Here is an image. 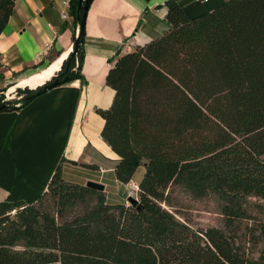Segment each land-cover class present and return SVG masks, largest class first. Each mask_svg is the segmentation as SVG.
<instances>
[{"label": "trees", "instance_id": "trees-1", "mask_svg": "<svg viewBox=\"0 0 264 264\" xmlns=\"http://www.w3.org/2000/svg\"><path fill=\"white\" fill-rule=\"evenodd\" d=\"M69 2L76 24L77 0ZM164 4L158 36L107 57L113 95L94 109L116 154L114 177L126 183L143 167L137 197L114 202L65 179L62 156L35 202L0 200V264H264V217L247 204L264 199V0H222L194 17ZM13 6L0 0V32ZM83 35L57 85L84 80ZM17 90L1 110L37 95ZM172 185L221 197L224 227L177 217L166 206Z\"/></svg>", "mask_w": 264, "mask_h": 264}, {"label": "crops", "instance_id": "crops-1", "mask_svg": "<svg viewBox=\"0 0 264 264\" xmlns=\"http://www.w3.org/2000/svg\"><path fill=\"white\" fill-rule=\"evenodd\" d=\"M63 1L14 0L0 32V82L67 56L75 23L70 13L61 16ZM175 1L194 17L222 0ZM164 2L89 0L82 38L84 80L55 85L19 108L0 110V200L35 202L62 156L65 179L72 171L86 170L94 174L86 178L103 182L104 190L102 176L120 182L113 172L116 154L100 136L102 118L94 109L112 99L113 90L104 81L107 57L117 48L125 51L158 36L167 27ZM38 63L45 66L30 72Z\"/></svg>", "mask_w": 264, "mask_h": 264}, {"label": "rangeland", "instance_id": "rangeland-1", "mask_svg": "<svg viewBox=\"0 0 264 264\" xmlns=\"http://www.w3.org/2000/svg\"><path fill=\"white\" fill-rule=\"evenodd\" d=\"M38 66L31 68L29 71L36 70L45 66L44 64H37ZM17 75L10 77L11 80L8 82H0V101L8 100L10 102L16 101L21 97L20 91L17 90V87H29L30 86H16L12 91L8 93L7 88L16 81ZM8 93V94H7ZM9 95V96H8ZM111 102V101H110ZM107 107V106H106ZM102 108H105L102 107ZM97 113V112H96ZM98 114V113H97ZM99 115V114H98ZM101 117V116H100ZM102 118V117H101ZM103 121V120H102ZM80 165V164H79ZM75 166H72V168ZM78 168V167H76ZM74 169V168H73ZM81 169V168H78ZM70 172V171H69ZM143 172V167L138 166L134 176L126 183H121L114 181L106 176H102L101 179L107 183V187L104 191L107 199L110 201H126L125 197L127 195H134L132 190L131 181L138 180L140 174ZM74 173V175H73ZM94 176L92 172L86 170L72 171L69 173L68 179L74 182H85L87 176ZM130 201L128 200V203ZM223 199L217 196L213 192H209L202 196H196L188 190L182 188L180 185H172L169 189V202L166 205L170 210H172L177 217L187 221L195 228H206L208 226H218L224 227V216L221 212V205ZM249 206L248 210L252 215L258 217H264V199L251 197L248 201ZM251 224L252 219H245L240 228V232L243 235H246L245 224ZM261 245L260 243L258 244ZM254 255L258 254L257 248L253 251Z\"/></svg>", "mask_w": 264, "mask_h": 264}, {"label": "water", "instance_id": "water-1", "mask_svg": "<svg viewBox=\"0 0 264 264\" xmlns=\"http://www.w3.org/2000/svg\"><path fill=\"white\" fill-rule=\"evenodd\" d=\"M87 6H88V0H77V4L75 7L76 24H75V29H74V38L72 41L73 52H75L77 50L79 42H80V37L82 35V30H83ZM52 76H54V77L52 78ZM52 76L49 77L48 79L44 80L42 83H39V84H37L31 88L35 89L36 94H39V93H42L45 90L57 85L58 81H59L60 73H57V71H55ZM4 106H5L4 102L0 103V110ZM84 185L89 187V188L98 190V191L104 190V183L101 181H98V180L86 179L84 182ZM128 199H134V198L132 196H128ZM134 200L137 201L136 199H134Z\"/></svg>", "mask_w": 264, "mask_h": 264}, {"label": "bare ground", "instance_id": "bare-ground-1", "mask_svg": "<svg viewBox=\"0 0 264 264\" xmlns=\"http://www.w3.org/2000/svg\"><path fill=\"white\" fill-rule=\"evenodd\" d=\"M63 57L64 55L57 58L55 61L51 62L50 64L43 67L42 69L17 79L12 85H10L7 88L8 93L12 91L14 87L16 86H26L27 85L30 87H34L35 85L42 83L44 80L51 77L54 74V72L59 69L60 64L63 60Z\"/></svg>", "mask_w": 264, "mask_h": 264}, {"label": "built area", "instance_id": "built-area-1", "mask_svg": "<svg viewBox=\"0 0 264 264\" xmlns=\"http://www.w3.org/2000/svg\"><path fill=\"white\" fill-rule=\"evenodd\" d=\"M200 1H204V0H200ZM69 4H70L69 0L63 1V8L60 11V14L63 18H66L69 14ZM131 186H132V190L134 192V195H132V194L131 195L136 198L137 197V191H138V183L136 181H131ZM127 202H128V200H127Z\"/></svg>", "mask_w": 264, "mask_h": 264}]
</instances>
